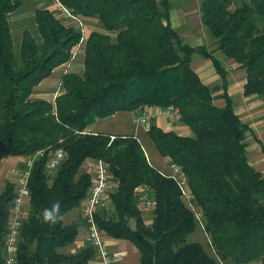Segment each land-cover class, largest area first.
Returning <instances> with one entry per match:
<instances>
[{
	"label": "trees",
	"instance_id": "16d2710c",
	"mask_svg": "<svg viewBox=\"0 0 264 264\" xmlns=\"http://www.w3.org/2000/svg\"><path fill=\"white\" fill-rule=\"evenodd\" d=\"M58 1L83 20L97 19L103 31L88 33L82 70L62 74L61 91L51 102L31 97L33 89L67 63L81 33L54 10L35 8L37 35L24 29L16 52L9 16L22 2L0 0V162L44 151L30 170L16 264H88L93 258L88 242L63 251L79 232L80 223L64 224L62 217L81 208L88 194L90 174L80 171L87 158L103 160L115 182H110L109 206L95 214L104 238L131 242L139 264H215L199 240L187 241L197 228L193 214L174 181L148 162L140 140L86 130L96 119L144 106L170 109L193 132L164 131L152 118L146 129L159 155L185 176L216 258L264 264V177L248 160L251 129L235 112L228 71L214 54L218 50L244 69L245 96L264 99V0H201L200 19L214 49L184 42L171 24L169 0ZM194 53L211 61L217 84L199 78L191 66ZM57 148L65 159L49 177L46 156ZM140 187L153 202L150 224L143 219ZM14 194L15 184L7 181L0 192V264ZM56 203L59 219L44 221V210Z\"/></svg>",
	"mask_w": 264,
	"mask_h": 264
},
{
	"label": "crops",
	"instance_id": "0c3cea01",
	"mask_svg": "<svg viewBox=\"0 0 264 264\" xmlns=\"http://www.w3.org/2000/svg\"><path fill=\"white\" fill-rule=\"evenodd\" d=\"M42 7H47L51 10L54 9V7L53 6L51 7L48 4V2L46 1L44 2L43 0H41L39 5L37 4L36 6L33 7L32 12L34 13L35 8H42ZM85 19L87 20V19H92V18H85ZM170 19L172 20L171 12H170ZM23 29L24 28H22L20 31H16V33H19V32L22 33ZM13 32L14 30L12 31V33ZM179 35L181 36L182 39L183 37H185L181 33ZM207 35L209 37V33H207ZM196 39L201 40L198 38H195L193 40L196 41ZM210 39H212V37ZM184 42L186 41L184 40ZM188 44L192 46L205 45V44H196V43L194 44L188 43ZM207 45L209 47L208 43ZM83 47H84V43L78 48L76 57L68 68H66L65 64L57 66L56 68H54L52 74L49 77L43 79L38 85H36L33 89L31 97L45 99V100L53 102L56 95L61 91L60 78L62 74L66 73L69 70L74 71V70H71V68H76L79 65L78 63H76V61L77 59H80V55H82L81 57L82 65L80 64L81 65L80 67L83 68ZM214 48H215V45L213 47H209V49H214ZM220 53L221 52L218 50L214 52V54L217 57L219 56L218 57L219 59L223 58L222 55H220ZM229 66H232V68ZM227 67L225 66V68L228 71L227 76H229V73L233 70H237V69L241 70V73L238 74L235 77V79L232 80L231 84L228 82L227 92L233 99V105H234L235 112L240 116L242 121L249 124V127L251 129V132L247 135V138H246V140L249 142L248 146L246 147L248 160L250 164L255 169L260 171L262 176L264 177V102L262 98L257 95L245 96L243 94V85L245 83V76H246L245 71L243 69L237 68L234 61H228ZM192 68L198 74L199 78L202 80L203 83L212 86L219 82V76L215 72L214 67L210 60L202 58L198 60V63L196 64V66ZM54 81H57V83L54 84ZM219 93L220 91H217L215 94L218 95ZM216 101H218V104H217L218 106L223 105V100L221 98H216ZM159 110H167V109H163L157 106H144L140 109L130 111V112L119 111L108 117L96 119L92 124H90L86 128V130L92 133L101 132V133H107L109 135H132L140 140V138L136 134L138 132L137 129H135L133 133L131 130H129V132L121 131V132L116 133V132H109L108 130H95L93 128V126L96 124V122H98V120H101V119L105 120L106 118H115L119 113H125V114H129L132 120L139 121V118L146 117L147 123H145V128H144L145 135H146V129L149 124L148 122L150 121V118H152L154 120V123L161 129H163L164 131H173L176 134L182 135V136H191L193 134L192 130L188 126L182 125L180 124V122H178V118L176 115H174L173 117L172 116L166 117L164 114H155L151 116L153 112H157ZM172 115H173V112H172ZM142 147L144 149L148 162L152 166H154L149 160V156L143 144H142ZM23 158L24 157L22 156H8L1 160L0 180L2 181V186H1L2 189L4 188L5 183L7 181L12 182L14 184L16 183L17 177L22 167ZM162 158H164V160L167 161L168 167H169L170 164L168 162V159L165 157H162ZM155 168H157L160 172H163L166 174L170 173V168L168 171L162 170L161 168H159V166ZM80 169L85 170V168H83L82 165ZM69 213L70 211L64 214V216L62 217L64 224H69L71 222H78L80 223V226H79V232H78V235L75 241L72 244L66 246L65 247L66 251L64 252H74L78 250L79 248H81L82 246H84L85 243H87L86 229H85V226L81 223V219H80V207H78V212L75 215H72V216L70 215L68 217V220H65L67 214ZM195 233L193 234V236L195 237L194 239L197 240V238L200 237L201 235L197 237L198 234L196 233L197 234L196 235ZM105 242L107 244L108 250L115 257L117 264H139V256H140L139 251L128 240L115 239L112 237H105ZM211 256L215 258V264H230L227 262L220 261L214 255H211ZM89 264H94V261L91 260ZM248 264H259V263L251 262Z\"/></svg>",
	"mask_w": 264,
	"mask_h": 264
},
{
	"label": "built area",
	"instance_id": "2783aa9c",
	"mask_svg": "<svg viewBox=\"0 0 264 264\" xmlns=\"http://www.w3.org/2000/svg\"><path fill=\"white\" fill-rule=\"evenodd\" d=\"M52 1L55 4V10L61 12L65 20L73 22L79 28L81 37L78 44L72 51L70 59L65 64L68 68L76 57L78 48L85 41V27L83 20L74 15L70 10L64 7L58 0ZM164 114L166 117L172 116L171 110H159L151 114ZM140 122L147 123L146 117L139 118ZM113 138V136H111ZM44 155L43 150L35 152L32 156L23 158V166L19 172L15 183V194L11 202L7 221V235L5 242L4 264H16V254L20 241V229L24 219L26 208L28 205V179L30 170L34 161ZM65 159V151L62 148L49 150L45 160L44 171L46 175L52 177L55 175L57 168ZM83 167L90 174L91 184L85 199L80 208V217L85 224L86 241L94 247V264H117L115 257L108 250L105 238L98 229L95 214L101 209L109 206V189L110 175L108 173L107 164L101 159L87 158L83 161ZM170 173L161 172L164 176L172 179L176 184L180 198L186 207L192 212L193 217L198 225H202V212L196 204L193 195L188 187L185 176L182 174L180 167L175 164H170ZM139 200L146 207H152L153 202L148 197L145 187L138 188Z\"/></svg>",
	"mask_w": 264,
	"mask_h": 264
},
{
	"label": "rangeland",
	"instance_id": "374dc122",
	"mask_svg": "<svg viewBox=\"0 0 264 264\" xmlns=\"http://www.w3.org/2000/svg\"><path fill=\"white\" fill-rule=\"evenodd\" d=\"M40 1L41 0H21V2H22L21 6L14 13H12L9 16L11 30L12 31L14 30V32H15V33L13 32L12 35H13V41H14V49L16 52L18 51L20 38H21V33L20 32L16 33V31H20L22 28H24V29L31 30L33 35H37L36 27L34 24V16L32 14L33 13L32 11H33V7L36 6L37 4L39 5ZM43 1L48 2V4L51 7L52 6L54 7L53 10L56 13V16L61 18L62 22L66 26H73L79 30V28L75 26L76 24H74L73 22L65 20V18L62 17L61 12L55 10L56 9L55 4L52 3V1H47V0H43ZM169 1L171 2L170 12H171V18H172V20H171L172 26H173V28L176 29V31L179 34L181 33L186 38H188V39H186L185 37H183V39L188 43L205 44V45H207V43H208L209 47H213L214 46L213 39H210L211 38L210 35H209L210 38L208 37V35H207L208 32H207L205 26L203 25V23L201 22V19H200L201 0H169ZM83 25L85 27V33H84L85 37H87L88 33L92 30L103 31L102 27L100 26L97 19H93V18L87 19V20L85 19V21L83 20ZM20 27H22V28H20ZM195 38H198L201 40L196 39V41H195V40H193ZM189 39H191V40H189ZM193 41H195V42H193ZM220 55H222V57H223L220 60H221L222 64L226 67H227L228 61H233L231 58L224 57L223 54H221V53H220ZM81 57H82V55H80V59H77V61H76V63H78L79 65L76 68H71V70H74V71H81L82 70V67H80L82 65V58ZM200 59H202V57L199 54L194 53L191 57V66L195 67L196 64L198 63V60H200ZM232 66H229V67L232 68ZM240 73H241V70H239V69L231 71L229 73V76H227L228 82L231 84L232 80L235 79V77ZM56 83H57V81H54V84H56ZM60 89H61V86H60ZM257 96H259V95H257ZM259 97H261L263 102H264L263 97L262 96H259ZM214 102H215V104H218V101H216V99ZM126 112H128V111H126ZM174 115L175 114L173 113L172 117ZM93 128L95 130H108L109 132H116V133L121 132V131L122 132H129V130H131L133 133V131L135 129H137L138 132L136 134L140 138L141 143L145 146V149L147 151V154L149 156V160L151 161V163L155 167L159 166V168H161L164 171L169 170L167 161H165L164 158H162L159 155L155 146L150 142L147 135H145V131H144L145 124L140 122V120L139 121L138 120H132V118L129 114L119 113L115 118H106L105 120H103V119L98 120V122H96V124L93 126ZM246 142H247V146H248L249 142L247 140H246ZM22 165H23V162H22ZM19 166H20V164H19ZM82 166H83V163H82ZM80 171H82V169H80ZM110 182L112 184L115 183L113 179H110ZM1 186H2V181L0 180V192L2 190ZM77 212H78V207L70 210V213L67 214L65 220H68V217L70 215L71 216L75 215ZM142 213H143L144 222L146 224H150L152 221V215H153L152 214V208L151 207H148V208L142 207ZM130 222H131V225L133 226V224H134L133 220H130ZM203 223L204 222H202L201 226L196 223V226H197L196 233L198 235L195 232L194 233L197 235V237L201 235L200 237L197 238V240H199L203 245H205L206 249L208 250V252L211 255L215 256V253H214L211 245L209 244L208 235L204 231V224ZM194 238L195 237L193 235H190L187 237V241L195 240ZM63 251H66V249H63ZM93 259H94V256L91 260L93 261ZM89 262H88V264H89Z\"/></svg>",
	"mask_w": 264,
	"mask_h": 264
},
{
	"label": "clouds",
	"instance_id": "9594fccd",
	"mask_svg": "<svg viewBox=\"0 0 264 264\" xmlns=\"http://www.w3.org/2000/svg\"><path fill=\"white\" fill-rule=\"evenodd\" d=\"M59 207V203H56L51 209H45L43 212V220L55 224L59 219Z\"/></svg>",
	"mask_w": 264,
	"mask_h": 264
}]
</instances>
